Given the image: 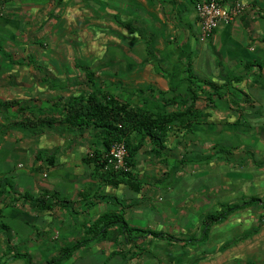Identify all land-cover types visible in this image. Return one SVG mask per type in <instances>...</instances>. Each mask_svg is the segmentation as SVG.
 <instances>
[{"label": "crops", "instance_id": "crops-1", "mask_svg": "<svg viewBox=\"0 0 264 264\" xmlns=\"http://www.w3.org/2000/svg\"><path fill=\"white\" fill-rule=\"evenodd\" d=\"M70 1L8 0L4 6L6 16L0 19V31H4V35L12 41L11 43H16L13 41L14 38L20 41L18 40L20 35L13 32L15 29H12V26L18 27L20 23H28L29 17L33 26L37 25L27 29L29 32L25 35H29L30 44L25 47L27 49L25 53H14L10 41L5 45L2 38L0 39L1 45L7 48L2 46L4 52L1 51L0 56L5 57L10 67L7 70L0 69V80L8 82V87H15L17 82L13 77L18 75V70L28 72L26 69L28 68L32 72V79L34 76L47 88L62 91V94L57 93L52 99L39 96L25 98L35 99L36 103L52 110L56 109L52 106L56 98L61 95L65 98L70 92L42 81L34 65L46 68L56 79V83L63 85L81 77L82 73L75 63L83 62L77 60L73 63L79 71L78 76L65 78L58 76L51 67L57 56L54 55L53 58L43 56L45 44L38 32L48 23L50 14L78 10V4L68 6ZM122 1L123 3L112 0L107 5L105 14L112 13L110 18L113 21H108L107 18L104 23L106 28L111 25L109 27L120 37H108L107 34L103 36L107 39L106 46L109 42L118 44L121 42L119 40L128 36L134 42L133 47L129 48L130 51L123 52L124 56L120 61L109 56L105 48L106 51L98 58L99 63L90 64L96 75L111 83L110 88L113 93L135 103L139 98L132 94L137 92L138 88L150 87L154 93L157 90L166 91L170 77L178 82L179 89H182L184 83H187L184 78L186 73L184 66L188 61L187 58L190 57L189 61L194 73L200 78L213 80L224 96L216 99L214 103L206 97L210 88L202 87L204 88L202 92V89L197 90L195 107L207 114V117H202L206 123L195 124L194 131L188 133L178 128V125L172 127L168 132L166 145L170 149L175 148V154L169 155L167 161H162V158H152L149 141L142 145L135 155L136 166L133 168V172L141 181L138 191L124 183H119L117 186L101 184L93 175L92 166L81 161L82 156L91 149L93 143L88 131L66 128L64 125L36 136L29 129L12 126L13 108H10L7 114H0V185L4 189L0 199V224L4 223L10 227L9 240L5 236L8 231L0 229V255L6 256L5 261H1L0 264H21V262L41 264L57 252L61 239L81 235L84 223L94 220L109 208L117 209L129 224L136 228L162 230L180 237L173 231L180 232L182 228L179 227L178 230L174 226L167 225L172 229L167 231L164 224L166 219L177 225L178 217L189 218V215L197 214L199 217H202V214L206 216L209 213L220 212L226 205L255 196L259 198L258 202L238 209L221 222L210 226L209 229H213L209 239L213 234L216 244L211 247L208 246V238L202 234V218L197 224L198 231L201 229L200 236L196 237L192 234L187 237L182 236L181 238L196 239L184 246L178 242H167L148 236L143 240H137L141 248L134 247L131 243L122 241L117 226H111L105 240L98 242L97 247H103L100 250L106 261L109 259L116 264H143L138 260L141 255H148V245L152 242L164 241L174 248H185L197 242H204L203 244H207V252L213 253L209 261H203L205 264H238L240 260L238 256L246 257L247 252L254 253L249 264H264V244L251 237L256 228L251 227L245 231L246 222L250 221L252 213L256 210H259L256 213V223L264 224L262 205L264 202V0H244L247 3L241 14L229 23L221 22L205 41L199 37L200 24L194 9L197 0H152L155 2L147 3L150 6L146 5L147 0ZM220 1L227 4L232 2V0ZM124 2H127V5H124ZM135 4L137 6H134ZM129 6L130 10H136L135 17L131 15L132 18L123 19L117 16V12H127ZM36 13L41 15L39 21L35 20ZM116 17L120 21H128L139 26L146 36L151 37L155 53L147 55L144 39L137 32H131L119 25L115 20ZM157 31H161V36L157 37ZM6 53L11 54L15 61L23 60L26 63H12ZM29 57L32 58L33 63H27ZM231 76L240 79L232 78L231 82L226 83ZM64 93L68 95L65 96ZM178 106L177 103L169 104L168 110H176ZM229 110L234 112H227ZM237 119V122L241 121V123H235ZM243 120L249 127L245 128L242 125ZM251 130L261 133L250 139L252 146L255 149L260 147L261 151L253 150L252 146H248L249 149L238 146L240 141L245 140L243 138L245 136L241 137V135L247 136ZM225 138H233L236 142L235 146L232 141L227 143ZM219 146L228 147L229 153L218 151ZM40 149L55 151L52 165L42 158L38 159L37 150ZM221 162L224 167H220L218 171L214 165L217 163L219 167ZM249 164H254L260 171L254 169L248 172L247 169L242 168L243 165ZM15 166L25 167L27 173L33 175L34 181L19 188L20 186L17 185L19 182L15 180L16 174H13ZM243 170L248 173L252 171L255 176L243 174ZM43 173L46 175L43 176ZM187 173H206L207 180L215 177L211 182L219 181V183L214 185L206 180L205 185L207 188L214 185L216 192L212 194L210 192L208 196L203 197L197 194L183 195L182 191L187 190L188 187L183 175ZM163 177L164 180L160 181ZM203 178L201 177L202 180ZM5 179L11 181V189L4 183ZM242 179L245 180V186L241 184ZM202 189L203 182L200 181L198 191L204 192ZM25 193L30 198L45 194L47 200L57 202L52 209L38 211L35 207H29V203L22 197ZM82 193L85 194L84 197ZM99 193L106 194L107 199H99ZM13 196H18V199L12 200ZM91 200H94L95 204H88ZM182 213L186 215L182 216ZM163 219L165 220L162 222ZM231 219L235 220L233 225L228 223ZM256 223L254 226L260 227ZM262 232L264 230L260 231ZM114 250L121 251L126 256L111 255ZM133 250H139L140 253L130 257L129 253ZM15 252H22L26 256L14 258ZM85 264H93V262L87 258Z\"/></svg>", "mask_w": 264, "mask_h": 264}, {"label": "trees", "instance_id": "trees-1", "mask_svg": "<svg viewBox=\"0 0 264 264\" xmlns=\"http://www.w3.org/2000/svg\"><path fill=\"white\" fill-rule=\"evenodd\" d=\"M7 1L0 0V19L6 16L4 15V6ZM217 1L221 2L220 0ZM115 20L129 31L137 32L144 39L147 55L155 53L151 37L146 36L139 26L133 25L128 21H120L117 17ZM0 51H3L1 43ZM6 55L12 63H26L23 60L15 61L9 53H6ZM188 56L190 55L188 54ZM187 60L184 66V71L186 72L184 78L187 83H184L182 89H179V83H176L170 77L169 87L166 91L157 90L154 93L150 87L138 88V94L137 92L132 94V96L135 95L139 98V101L135 103L130 99H125L123 96H117L113 93L110 88L111 83L107 82L105 78L96 75V71L90 64L75 63L82 73L81 77L75 81H70V83L66 82L63 85H58L56 79L46 68L34 65L42 81L49 82L52 87L68 90L70 94L65 98L62 95L57 97L52 104L56 108L53 110L41 106V104L36 103L35 99L32 98L24 100H17L15 98L3 99L0 100V114H7L10 108H13L14 113L11 116L13 119L12 126L29 129L36 136L57 126L62 127L64 125L66 128H75L83 132L88 131L89 135L93 138V143L91 149L82 156L81 161L88 166H92L93 175L99 179L101 184L117 186L119 183H124L133 190L138 191L141 181L133 172V168L136 166L135 155L142 145L149 141V152L152 158H162V161H167L169 155L175 154V148L170 149L166 145L168 132L172 127L178 125V128L188 133L194 131L195 124L206 123L202 119L207 117V114L195 107V100L198 97L197 90L202 89V92L204 89L202 87L207 86L208 89L210 88L206 93V97L214 103L216 99L224 96L219 86L213 80L198 77L192 69L191 62L189 61L190 57ZM27 63H33L32 58L29 57ZM237 76H231L227 79L226 83L231 82L232 78L235 80L240 79ZM124 92L126 93V91ZM173 103H177L179 106L176 110L169 111L168 106ZM237 121L238 119L235 123H241V121ZM242 122H244L242 125L245 128L249 127L245 125V120ZM117 141L124 143L126 155L124 156V168L115 170L111 166L105 167V158L111 145ZM217 150L224 153H229L230 151L225 146H219ZM54 153L55 151L40 149L37 150V157L38 159L42 158L46 160L49 165H52ZM164 177L160 181H163ZM4 183L11 189L12 183L9 179H5ZM3 192V186L0 185V199ZM99 194V199L105 200L108 197L104 193ZM44 196L45 194L37 198H30L27 193L22 195L25 201L29 203V207H35L38 211L52 209L57 201H49ZM84 196L85 194L82 193V197ZM15 199H18V196L12 197V200ZM258 201V197H251L248 200H241L231 205H226L225 209L220 212L207 214L203 219V236L206 237L212 224L221 222L232 212ZM115 202L117 205V201ZM88 204H95V202L91 200L88 201ZM262 205L264 207V202ZM111 226H117L124 243H131L134 247L139 248L141 247L137 240H143L148 236L167 242H178L183 246L196 240L177 237L172 233L162 230L155 231L152 229L136 228L130 225L124 218V215L118 212L117 209L109 208L101 212L94 220L84 223L81 235L70 239H61V245L57 252L41 264H60L63 260L72 257L80 248L91 245V242L98 243L105 240L107 231ZM0 229L8 231L5 233V236L9 240L10 227L2 223L0 224ZM10 248L12 249L11 246ZM139 253V250H133L129 255L133 257ZM111 255L126 256L125 253H121L118 250L112 251ZM25 256L26 254L24 255L22 252H15L13 254L14 258H25Z\"/></svg>", "mask_w": 264, "mask_h": 264}, {"label": "rangeland", "instance_id": "rangeland-1", "mask_svg": "<svg viewBox=\"0 0 264 264\" xmlns=\"http://www.w3.org/2000/svg\"><path fill=\"white\" fill-rule=\"evenodd\" d=\"M111 1L112 0H71L68 6H73L72 4H78L79 5V7L77 8L78 10L74 9L73 12H71V10L70 11L65 10L62 12L63 14L55 13V14H50L48 16V21H47L48 23L45 25V27L43 28L41 27L39 29L38 34L42 42H44L45 44V47L43 48V51H44L43 56L50 57V58H53L54 55L57 56V58L54 59V62H52L53 66L51 67H53L54 70L58 73V76H61L63 78H65L66 76L68 77L78 76L79 71L76 70L73 63L78 60V61H82L83 63H87V64H94V65L98 64L99 63L98 58L104 51H106L105 48H107V53L109 56H112L113 58L118 59L117 61H120L121 59H123V56H124L123 52H128L130 51L129 48L133 47L132 44H134V42L131 41L128 38V36L127 38L123 40H119L121 42H118V44L109 42V44L106 46L107 39L106 37L103 36L104 34H107L108 37L119 36L114 32L113 29L109 27L111 25L107 26L108 28H106L104 24L107 18H109L108 21H113L112 18H110V15L112 13L108 15L105 14L107 5H109ZM120 1L123 3L122 0H113V2H120ZM129 1L132 2V0H129ZM151 1L152 0H147L146 5L150 6V4H147V3H150ZM234 1H237L243 8L246 7V3H247L246 1L232 0L231 5L233 4ZM152 2H155V1H152ZM124 3H125L124 5H127V2H124ZM134 6H137V5L135 4ZM130 8L131 7L129 6L127 12H124V11L117 12L118 13L117 16L123 19L132 18L131 15L135 17L134 12L136 13V10L134 9L133 11V10H130ZM128 11L130 13L133 12V14L128 13ZM39 17H41V15L36 13L35 20L39 21ZM28 23H29V26H28ZM28 23L26 24L20 23L18 27L12 26L13 27L12 29H15L13 32H16L17 35H20V38L22 39L21 40L19 38L18 40L20 41H16L17 39L15 40L14 38L13 41L16 43H11L12 41L6 35H4L3 33L4 31L3 32L0 31V39L2 38V42L5 43L6 45V43L10 41L14 49V53L16 54L25 53L27 50L25 47L30 44L29 42L30 37L29 35H25V34L26 32H29L27 30L28 27L33 26V23L31 22V17H29ZM35 26L37 25L34 24L33 28ZM156 35L157 37L161 36V31H157ZM2 46L4 47V45ZM1 54L2 53L0 51V55ZM0 57H2V59L0 58V69L1 70L9 69L10 67L8 66V63L5 57L3 56H0ZM23 69H25V67H23ZM26 69L28 70V72H25V70L23 71L18 70V75L16 74V76L13 77V79H15L17 82V85L15 87L14 86L8 87L7 85L8 82L6 83L5 81L0 80V99H6V98L25 99L26 97H36V96L43 97V98L51 97L50 99H52L55 97L57 93L62 94V91L60 90L47 88L46 85L42 84L40 81H37L34 78V76L32 79L31 77L32 72H30L28 68ZM101 69L104 70V68H101ZM18 82L20 84H18ZM64 95L66 96L68 94L64 93ZM46 104L47 103H44V105ZM227 112H234V111L229 110ZM260 134H261L260 132L255 133L254 131L251 130L249 131V134L247 136L241 135V137L245 136L243 137L245 140L243 142L240 141V144L238 146L241 145L240 147L249 149L248 146H252V140L250 141V139L254 135H260ZM225 136H227V133L225 134ZM225 140L227 141V143L229 141H232L234 146L236 144L233 138H225ZM252 147H253V150L255 151H261L260 147L256 149L254 148V146ZM258 155L256 154V156ZM214 167H217L216 169L218 170L220 167H224V164H222L221 162V166L218 167V164L216 163ZM245 167H249V168H245ZM14 168H15L14 169L15 173L13 174H16L15 180L16 182L17 181L19 182L17 183V185L20 186L19 188H23L25 184H30L34 181L33 175L27 173L25 167L17 168V166H15ZM242 168L247 169L246 171L248 172L249 170H254V169H257V171H260V169L256 168L254 164L243 165ZM246 171L243 170L242 173L243 174L247 173L251 175V177L255 176L254 172L252 173V171H250L251 173H248ZM183 176L185 177V183H188L187 190L182 191L183 195L197 194L200 197H203V196H208L210 192L211 194L216 192L214 190L215 189L214 185L219 183V181L218 182L215 181L213 183L211 182L212 179L215 177H212L210 178V180H207L205 178V176H207L206 173L205 174L204 173L202 174L187 173L186 175H183ZM201 177H204L203 180L201 179ZM206 180L214 185L209 186L207 188L205 185ZM200 181L203 182L202 191L204 192L198 191V189L200 188ZM244 181L245 180L242 179L241 184L244 185ZM210 188H212L213 190ZM226 194H229V193H226ZM257 211L259 210H256L255 212H253L250 218V221L246 222L247 229L245 231L249 230L251 227L256 228V230L258 231L256 232V230H254L251 237L252 236L255 237L256 241L258 240L262 241V244H264L263 243L264 232L260 233L261 230H264V224H261L262 222L256 223L257 222L256 221ZM185 215H186L185 213H182V216H185ZM205 217L206 216L204 214H202V217H199L198 214L189 215V218L178 217L179 220L177 222V225L174 222L169 221L168 219L166 220L163 219L162 222L165 220L164 221L165 229L166 230L169 229V231H172V229L171 227L168 228L167 225L174 226L178 230L182 228V231L180 232L173 231L180 237L182 236L187 237L189 236V234H192L198 237L200 236L201 229L200 231H198L197 224L199 223L200 218H202L203 220ZM234 221H235L234 219H231V221H229L228 223L230 225H233ZM255 223L256 225H260V227L254 226ZM212 229L208 230V232L209 231L210 232L206 236L209 240L208 242L209 247H211V245H216L214 243L215 240L213 239V234L211 235L209 239V235ZM262 236L263 238H261ZM207 238H205V240ZM203 243L197 242L193 245H188L185 248H179V247L174 248L164 243V241H155L148 245L149 246L148 255H145V254L141 255L138 261L142 262L143 264H205L203 263V261L204 262L205 260L209 261L213 253H210V251L207 252L208 250L206 249L207 244L205 245ZM97 246H98L97 243L91 242V245H88L87 247H84V248H80L78 251H76L73 254L72 257H70L67 260H63L60 264H85L87 258L90 259L93 262V264H116L112 260L109 261V259L106 261V258H103L102 256L103 253L100 250L103 247H97ZM251 247H253V245H251ZM253 254H254L253 252H250V253L247 252L246 257L242 255L240 257L239 255L238 259L240 260L238 264H245V262H247V264L251 263ZM5 257L6 256L0 255V262L5 261ZM10 262L12 263V261ZM21 264H24V263L21 262Z\"/></svg>", "mask_w": 264, "mask_h": 264}, {"label": "built area", "instance_id": "built-area-1", "mask_svg": "<svg viewBox=\"0 0 264 264\" xmlns=\"http://www.w3.org/2000/svg\"><path fill=\"white\" fill-rule=\"evenodd\" d=\"M194 9L200 24L199 37L205 41L221 22L229 23L240 15L243 7L237 1L231 5L217 0H197ZM125 155L124 143L114 142L106 154L105 167L111 166L115 170L124 168Z\"/></svg>", "mask_w": 264, "mask_h": 264}, {"label": "clouds", "instance_id": "clouds-1", "mask_svg": "<svg viewBox=\"0 0 264 264\" xmlns=\"http://www.w3.org/2000/svg\"><path fill=\"white\" fill-rule=\"evenodd\" d=\"M43 174H45V175H46V173H43ZM45 175H43V176H45Z\"/></svg>", "mask_w": 264, "mask_h": 264}]
</instances>
